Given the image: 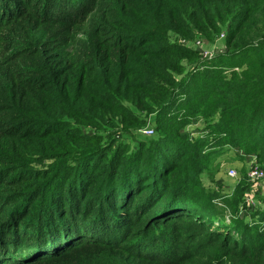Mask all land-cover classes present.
I'll use <instances>...</instances> for the list:
<instances>
[{
    "label": "trees",
    "instance_id": "1",
    "mask_svg": "<svg viewBox=\"0 0 264 264\" xmlns=\"http://www.w3.org/2000/svg\"><path fill=\"white\" fill-rule=\"evenodd\" d=\"M229 152L264 165V0H0V264H264Z\"/></svg>",
    "mask_w": 264,
    "mask_h": 264
},
{
    "label": "built area",
    "instance_id": "2",
    "mask_svg": "<svg viewBox=\"0 0 264 264\" xmlns=\"http://www.w3.org/2000/svg\"><path fill=\"white\" fill-rule=\"evenodd\" d=\"M225 33L222 31L213 41H205L200 37H195L192 40L186 41L182 39V37H175L178 43L193 48L198 51L199 55L203 59H210L214 55L218 53H222L225 51ZM139 133L143 136H150L153 134V128L151 126H145L139 129ZM255 159L254 157H252ZM227 174L231 177H235L237 175L234 169H228ZM246 179L249 183H258L257 181L264 180V169L259 166L257 163L251 164V167L248 169L246 173ZM246 202L248 204H254V201L250 197H246Z\"/></svg>",
    "mask_w": 264,
    "mask_h": 264
},
{
    "label": "rangeland",
    "instance_id": "3",
    "mask_svg": "<svg viewBox=\"0 0 264 264\" xmlns=\"http://www.w3.org/2000/svg\"><path fill=\"white\" fill-rule=\"evenodd\" d=\"M182 39H185L186 41H188V40H192L193 38H183L182 37ZM202 39V38H201ZM205 40V39H204ZM206 41V40H205ZM146 126H150V124L149 123H147L146 124ZM196 126H199V124H194V125H190L189 127H188V130H191V131H196L195 130V127ZM228 158H230V157H227V158H225V159H223V161L221 162V158L219 159V162H220V164L221 163H224V165L222 166V168H221V170L217 173L218 175H216V180L217 181H220L222 184V186H224L223 188H222V192L224 191V190H226V189H228L229 190V186H228V184L229 185H231V184H233L235 181H238V180H240V177L242 176V170H243V168H245V171H244V177L246 176V173H247V171H248V169L251 167V164H253V163H257L259 166H261L263 169H264V165H262V164H260L257 160H255V159H253L252 158V156H248V157H246L243 161H241V160H237V161H232V160H229ZM221 166V165H220ZM228 166H230V167H228ZM243 167V168H242ZM234 169L235 171H236V173H237V175L235 176V177H231V176H229L228 174H227V171H228V169ZM241 170V171H240ZM246 179V178H245ZM206 181V180H205ZM225 183V184H223V182ZM207 182V181H206ZM257 182H259V183H262L263 185H262V188L261 187H259V186H256V190H258L259 192H257V191H253V197L256 199L255 201H254V204L252 205V204H250V205H252V206H256V205H258V204H260V205H263L264 203V194H262V192H260V191H262V189H264L263 187H264V180L263 181H257ZM249 184H251V183H249ZM253 184H256V183H252V185ZM224 189V190H223ZM252 198V197H251ZM253 198V199H254Z\"/></svg>",
    "mask_w": 264,
    "mask_h": 264
},
{
    "label": "crops",
    "instance_id": "4",
    "mask_svg": "<svg viewBox=\"0 0 264 264\" xmlns=\"http://www.w3.org/2000/svg\"><path fill=\"white\" fill-rule=\"evenodd\" d=\"M232 155H233V152H229V153H227V154H224V155L221 157V159H220L221 162L223 161V159H225V158H227V157H231ZM235 161H237V160H235ZM220 165H221V166H220L219 171L221 170V168H222V166L224 165V163H221ZM228 167H230V166H228ZM219 171H218V172H219ZM218 172H217V173H218ZM216 175H218V174H216ZM216 175H215V177H214V180H213L214 182H212V185H215V183H216V184H218V185L221 187V190H222V188H223L224 186L221 185L222 183H221L220 181H217V180H216ZM206 181H207V182H206ZM206 181H205V184L209 183L207 179H206ZM222 182H223V181H222ZM236 182H237V181H235V182H234L233 184H231V185L228 184V186L230 187L229 190H228V189H226V190L223 189V190H224L223 192H224V193H230V192L233 190V188H234ZM223 184H225V183L223 182ZM262 185H263V184H262V183H259V182L256 183V184H253V185H252V183L249 184V188H248V190L246 191V197H247V196L250 197V198L252 197L251 199H252L253 201H255L256 199L253 197V194H252V193H253V191H257V192H259V191L256 190L255 188H256V186H259V187L262 188ZM263 188H264V187H263ZM260 192H262V194H264V189H262V191H260ZM253 198H254V199H253Z\"/></svg>",
    "mask_w": 264,
    "mask_h": 264
}]
</instances>
